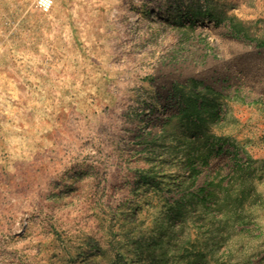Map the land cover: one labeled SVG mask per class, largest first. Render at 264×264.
<instances>
[{"label": "rangeland", "instance_id": "rangeland-1", "mask_svg": "<svg viewBox=\"0 0 264 264\" xmlns=\"http://www.w3.org/2000/svg\"><path fill=\"white\" fill-rule=\"evenodd\" d=\"M0 264H264V0H0Z\"/></svg>", "mask_w": 264, "mask_h": 264}]
</instances>
